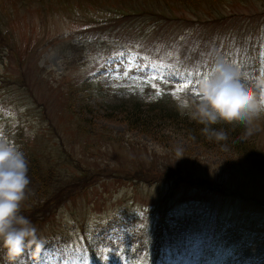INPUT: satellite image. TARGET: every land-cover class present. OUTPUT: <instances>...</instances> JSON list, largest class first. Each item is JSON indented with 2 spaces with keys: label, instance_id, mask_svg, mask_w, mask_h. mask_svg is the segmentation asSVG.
Instances as JSON below:
<instances>
[{
  "label": "rangeland",
  "instance_id": "obj_1",
  "mask_svg": "<svg viewBox=\"0 0 264 264\" xmlns=\"http://www.w3.org/2000/svg\"><path fill=\"white\" fill-rule=\"evenodd\" d=\"M218 60L264 78V0H0V140L28 161L45 238L20 264H81L89 235L93 264H156L151 247L157 264H264V119L235 151L191 140L176 105ZM135 108L162 120L131 125Z\"/></svg>",
  "mask_w": 264,
  "mask_h": 264
},
{
  "label": "clouds",
  "instance_id": "obj_2",
  "mask_svg": "<svg viewBox=\"0 0 264 264\" xmlns=\"http://www.w3.org/2000/svg\"><path fill=\"white\" fill-rule=\"evenodd\" d=\"M194 97L177 96L182 115L203 125L206 137L223 141L227 133L213 127L221 122L243 124L250 132L264 119V78L255 83L238 69L218 60L198 82ZM31 178L22 151L0 140V264H20L26 256L36 260L45 238L23 206L28 199Z\"/></svg>",
  "mask_w": 264,
  "mask_h": 264
},
{
  "label": "trees",
  "instance_id": "obj_3",
  "mask_svg": "<svg viewBox=\"0 0 264 264\" xmlns=\"http://www.w3.org/2000/svg\"><path fill=\"white\" fill-rule=\"evenodd\" d=\"M163 2H167V3H184V4H190V3H198L200 2L201 0H162ZM204 1V0H203ZM219 2V1H218ZM131 111L129 112H126V114H124V116L126 117L127 119V122L129 121V123L131 125H140V126H148L150 128H153L155 127L156 125H153L151 124L152 122H158L159 120H162L161 119H154V118H151L150 115H147V117H144L141 112H142V109L141 108H135V109H130ZM169 117L172 118V116L168 115ZM178 118V117H176ZM189 128H188V132H192V137H191V140L193 141H196L197 138H195L193 136V132L195 129L196 133H197V129L200 133L201 131V128L203 127V125L195 122L194 120L192 122H189ZM196 127V128H194ZM213 127L217 128V129H220V130H223L227 133V138L223 141H218L219 144L218 145H221V146H230V147H233L231 149L233 150H240L242 148V146L245 144H247V136L244 134L247 133L246 132V127L243 125V124H235V123H224V122H221L217 125H214ZM196 136V134H195ZM199 136L203 137V138H198V141L200 143H204V144H207V137L204 133H200ZM205 138V139H204ZM211 140H214V141H217L216 139H211ZM28 147L29 144H27ZM247 146V145H246ZM235 150V151H236ZM31 159V158H30ZM26 209H29V208H26L25 206H23V211H24V214L29 216L30 219H32V221H36L39 217V211L41 209V207H36L34 206L32 209H34L33 211H28ZM43 216H46V215H43ZM35 219V220H34Z\"/></svg>",
  "mask_w": 264,
  "mask_h": 264
},
{
  "label": "snow or ice",
  "instance_id": "obj_4",
  "mask_svg": "<svg viewBox=\"0 0 264 264\" xmlns=\"http://www.w3.org/2000/svg\"><path fill=\"white\" fill-rule=\"evenodd\" d=\"M188 85L186 84L184 87H187Z\"/></svg>",
  "mask_w": 264,
  "mask_h": 264
}]
</instances>
